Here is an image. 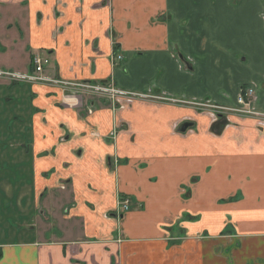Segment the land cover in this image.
I'll list each match as a JSON object with an SVG mask.
<instances>
[{
    "label": "crops",
    "instance_id": "crops-1",
    "mask_svg": "<svg viewBox=\"0 0 264 264\" xmlns=\"http://www.w3.org/2000/svg\"><path fill=\"white\" fill-rule=\"evenodd\" d=\"M256 18L264 0H0V72L40 56L152 97L0 76V264H264V126L217 108L251 88L264 113Z\"/></svg>",
    "mask_w": 264,
    "mask_h": 264
},
{
    "label": "rangeland",
    "instance_id": "rangeland-1",
    "mask_svg": "<svg viewBox=\"0 0 264 264\" xmlns=\"http://www.w3.org/2000/svg\"><path fill=\"white\" fill-rule=\"evenodd\" d=\"M244 23H245L244 20L241 19L240 22L235 23L234 26H233L234 29H235L236 35L241 39V40H238V41L236 40V42H237L236 46H238V48L242 47V49H246L248 51H252L253 52L256 49L255 45L253 43L254 41L244 38L245 34L248 33V31L245 30ZM220 26H221V29H220L221 32L224 31L223 33H227L228 25L227 24H221ZM251 27H252V29H255V31H256L258 36H260L261 38H264V22L261 24V21L256 18L254 24L252 25V23H251ZM211 30H215V27L213 25L211 26ZM250 32L254 33V31H252V30ZM11 74H14V73L0 72V76H2V77H6V78H11V77L14 78V77H16V78H18V80L22 79V78H19V76H13ZM67 82H71V81H67ZM91 84L92 85H96V87L92 88V89L90 88L88 90L84 89V88H80V87H78L79 89H77L75 86H73V84H71V85H64V87H62V89L64 91H66L69 96L72 95L73 97H76L79 94H83V95L86 94V95H90V96H94L95 95V96H98L101 99H111L110 96L108 98L106 95H113L116 98L111 100V103H112V105H113V107L115 109H117V108L119 109L121 107V104L119 103V100H125L127 97L129 99V101L136 100V99L145 100L146 98H148L146 96H138V95L134 96V95L129 94V93H120V92L117 93V92H112V91H106L105 88L109 89L111 87H114L110 83H108V84H100V83L93 84V83H91ZM99 88H101V89H99ZM117 96H118V98H117ZM120 97H123V98L119 99ZM151 98H148V99H151ZM153 99H156V97H153ZM156 100H158V99H156ZM206 109L209 110L208 107H206ZM252 116L259 117L258 118L259 119L258 124L261 125V126H264V116H260V115H256V114L252 115ZM225 123L229 124L230 121L227 120V121H225ZM186 218L187 219L191 218L190 220L193 221V220H195L196 217H188V216H186Z\"/></svg>",
    "mask_w": 264,
    "mask_h": 264
},
{
    "label": "built area",
    "instance_id": "built-area-1",
    "mask_svg": "<svg viewBox=\"0 0 264 264\" xmlns=\"http://www.w3.org/2000/svg\"><path fill=\"white\" fill-rule=\"evenodd\" d=\"M114 60H115V64L118 63V61H121L123 59V56L120 55V54H115L114 56ZM49 60L45 57H40V56H36L34 57L33 59V64H34V73L33 74H26V75H17V74H11L13 76H19V78H22V79H33V80H39V81H51L52 83H55V84H58L62 87H64V85H71L73 84V86H75L77 89H79L78 87L80 88H84V89H92V88H95L96 85H92L91 83H88V82H82V83H76V82H67V81H64V80H60V79H56V78H52V79H49L48 77L46 76H43L41 75V73L43 72L46 64H48ZM102 84V83H100ZM101 89V88H99ZM106 91H112V92H117V93H129V92H126V91H123V90H120V89H116L115 87H111L109 89H106ZM254 91L253 89H248L247 91H244L242 92L238 98H237V102L239 104V106H241V108H229V107H217L219 108V111H236V112H240V113H243V114H253V115H260V116H264V113H261V112H257L253 109H251L249 107V102L247 101V97H251L253 95ZM129 94H132L134 96L138 95V96H146V94H141V93H129ZM113 96V95H112ZM118 98V96H117ZM158 99H167L165 97H161V96H158L157 97ZM208 107L210 108H216L215 105H208ZM248 106V107H247ZM125 203H123V207L124 209H128L129 207V201L128 200H125L124 201Z\"/></svg>",
    "mask_w": 264,
    "mask_h": 264
},
{
    "label": "water",
    "instance_id": "water-1",
    "mask_svg": "<svg viewBox=\"0 0 264 264\" xmlns=\"http://www.w3.org/2000/svg\"><path fill=\"white\" fill-rule=\"evenodd\" d=\"M189 123H185L181 129V131H185L188 128Z\"/></svg>",
    "mask_w": 264,
    "mask_h": 264
}]
</instances>
